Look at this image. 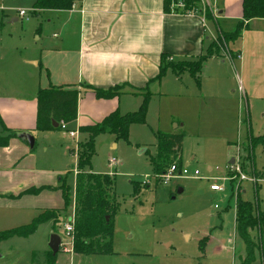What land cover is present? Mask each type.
Here are the masks:
<instances>
[{
	"label": "crops",
	"instance_id": "1",
	"mask_svg": "<svg viewBox=\"0 0 264 264\" xmlns=\"http://www.w3.org/2000/svg\"><path fill=\"white\" fill-rule=\"evenodd\" d=\"M37 1L32 2L33 11ZM2 3L3 0H0V8L3 7ZM207 5L217 15L213 16L214 18H206L205 22L198 16L166 13L164 0H81L69 11H35L37 17L41 19L44 17L46 20H43L45 22L36 30L35 36L39 37L35 43L25 47V55L21 58L24 70L18 75H13L14 84H8L7 80L2 85L0 82V138L7 139L10 132H28L35 139L33 149L17 137L10 138L6 146L0 147V232L30 225L45 212L56 211L63 214L65 209L63 193L58 187L61 180L66 177L64 171L67 165L66 152H63V157L59 160H50L48 166H39V159L33 153L39 137L52 140L58 132L61 133V129L47 133L36 130L38 93L41 89L73 87L79 91L78 118L67 125V131L75 132L76 136L73 138L65 132L71 141L72 147H68L70 154L83 144L82 141L89 140L90 135L82 132L81 128L100 124L116 111L122 115L137 112L148 93L151 94V101L146 125L147 120L150 122L156 101L159 112L157 116L156 114L155 117L152 116L154 123L149 129L156 130L155 136L158 133L168 135L178 131L186 132L183 147L191 135H199L202 126V122L201 126L199 125L201 114L215 115L214 110L210 108L212 104L216 106L215 111L223 113L219 117L227 123L238 122L239 129L245 123L251 124L247 93L242 90L246 98V101H243L245 110L239 108V117L236 119L237 99L233 96L235 91L230 93L229 79L219 74L226 67L228 60L217 57L208 59L200 75V85L190 73L177 75L170 69L161 80L157 79L162 68L163 56L168 57L167 61L172 60L171 62L176 63L198 61L206 54L210 48V41L216 34L219 35L222 31L232 33L242 21L241 0H209ZM2 15L5 16L3 13ZM12 22H18V19H13ZM209 22L212 23L211 28ZM3 32L4 24L0 22V40ZM238 42L244 48L243 59L241 52L232 49ZM0 45L2 48V41ZM227 48L240 56L238 60L242 59L245 69L248 55L254 58L256 48L264 51V19L250 21L241 38L229 44ZM116 88L120 91L118 97L113 99H98L94 91V89L109 91ZM255 99L264 104V92L255 95ZM241 114H244L243 120ZM246 133V144L249 145L248 137L250 134L253 135L250 127ZM3 134L6 136H2ZM228 135L229 133L222 137L221 141L234 148L237 143H230ZM210 142L220 147L219 143ZM42 146L46 147V151L53 147L47 144ZM71 156L74 157L72 154ZM222 156V165L234 164L235 159H231L232 155L228 154L227 150H224ZM75 158L78 164L79 159ZM196 159L195 155L191 157L192 162ZM208 170L212 171V168L209 166ZM85 173L95 174L91 166L85 169ZM103 175L115 177L114 173ZM229 187L231 188L230 185ZM226 188L227 184L224 185L222 192L212 193L224 195L227 193ZM179 189L183 190L182 193L185 192L183 188ZM31 190L38 192L25 194ZM178 190L176 194L171 192L175 199ZM57 191L61 195L60 198ZM246 192L245 187L244 195ZM233 198H236L237 220L238 196L231 199ZM74 211L75 204L68 221ZM49 225L52 230L50 234H55L57 225L53 220L40 225L36 233L41 227ZM235 231L234 241L239 239L241 242L236 222ZM35 234L28 238H11L2 242L0 247L15 238L27 240ZM50 234L47 236L53 235ZM220 242L222 244L224 241ZM229 242L231 244V241ZM62 247L63 240L60 249L63 251ZM219 248L225 249L224 245ZM49 252L50 250L45 252L44 257ZM36 253H30V264H35ZM72 253L74 254L73 246Z\"/></svg>",
	"mask_w": 264,
	"mask_h": 264
},
{
	"label": "rangeland",
	"instance_id": "2",
	"mask_svg": "<svg viewBox=\"0 0 264 264\" xmlns=\"http://www.w3.org/2000/svg\"><path fill=\"white\" fill-rule=\"evenodd\" d=\"M32 2L33 0H3V7L0 8V22L4 24L3 37L0 40L3 45L2 48L0 45L1 85L5 80L8 84H14L13 75H18L24 70L21 58L25 55V47L35 43L39 37L35 36L36 30L45 22L43 20H46L44 17L41 19L35 15L36 12L31 7ZM195 7L204 8L202 5H195ZM21 10L27 12L25 18L19 17ZM207 10L213 13L212 17H216L217 14L212 8L207 7ZM13 19H18V22L13 23ZM208 25L212 27L211 22ZM210 43L209 47L213 48L208 49L205 54L208 59L217 57L228 60L226 67L222 70L223 73L219 72V74L229 79L230 93L235 91L233 96L237 99L236 119L239 117L238 109L245 110L243 101H246L244 94L247 93L251 124L245 123L239 129L238 122L227 123L219 117L223 113L215 111L216 106L212 104L210 108L214 110L215 115L201 114L199 125L201 126L202 122V126L199 135H191L186 140L184 149L182 148L183 168L190 172L199 171L202 179L174 178L169 184H163L161 177L156 176L152 164L153 158L157 155V139L156 130L153 128L154 132L151 131L149 126L153 127L152 116L155 117V114L157 116L159 112L158 103L155 100L150 122L147 120V125L131 126L128 140H118L112 134L98 136L94 142L96 153L91 163L92 171L99 175L115 174V177L111 176L115 180L111 195L117 204L113 252L108 255H74L72 253V244L64 228L72 214L75 203V196H73L70 206L66 213L62 214V220L54 231L62 238L65 245L62 247L63 251L59 252L58 264H241V261L245 259L246 251L243 242L239 239L234 241L236 198H231L240 196L255 206L257 198L253 187L260 186L259 211L264 214V144L260 143L254 148L253 160L249 145L246 144V132L249 127L255 138L264 136V104L255 99V95L264 92V51L256 48L254 58H251L247 49L248 60L245 62L244 69L242 63L244 48L241 47L240 42L235 43V48L232 49L238 53L241 52V61L238 59L234 61L238 55L232 53L227 46L225 47L226 39L220 35L216 34ZM167 62L183 64L184 72L191 70L186 65L188 63ZM195 62L197 64V61ZM178 70L181 71L179 68ZM178 70L176 73L179 72ZM242 90H245V93ZM165 108L171 109V107ZM240 117L243 120L244 114ZM187 122L189 125V119ZM60 131L61 133L58 132L52 140L39 137L33 153L39 159V166H48L47 163L50 160H59L63 157V152H66L67 165L64 171L67 184L72 188L73 194L75 169L78 166L75 152L79 154L82 152V144L76 147L74 154L71 153L74 155L72 157L68 150V147H72L71 141L65 135L67 131ZM227 133H229L230 143H237L236 147L231 148L227 142L225 144L221 141ZM210 141L219 143L220 147ZM42 144L53 147L46 151V147ZM115 145L116 148H114ZM224 150L232 155L231 159L237 156L236 163L240 164L243 173L249 177L247 181L238 183L233 179L235 176L233 173L228 176L227 166H236V163L222 165ZM194 155L197 159L192 162L191 157ZM174 162V165L179 166L178 159H174ZM114 163L115 166H113ZM209 166L212 171L208 170ZM72 167L75 169L73 170ZM227 177L230 178V182L224 180ZM212 184L222 188L227 184V193L224 195L212 193L210 188ZM137 185L141 192H135ZM245 187L246 195H244ZM178 188H183L185 192L173 199L171 192L176 194ZM57 194L60 198L59 192ZM51 232L50 225L43 226L32 238L27 240L15 238L3 243L0 247V264H30L31 252H37L36 258L34 257L35 264H45L46 255L44 257V254L50 250L51 239V236L47 234ZM252 237L264 251V245L259 242L257 230L252 232ZM204 238L208 241L205 254L202 255L199 242ZM217 240L224 242L221 244ZM221 245H224V250L219 248ZM207 249L208 252H206ZM255 254V264H261L260 253L256 251Z\"/></svg>",
	"mask_w": 264,
	"mask_h": 264
},
{
	"label": "trees",
	"instance_id": "3",
	"mask_svg": "<svg viewBox=\"0 0 264 264\" xmlns=\"http://www.w3.org/2000/svg\"><path fill=\"white\" fill-rule=\"evenodd\" d=\"M81 0H38L34 6L35 11H69L74 4ZM243 16L242 21L238 24L236 30L232 33L220 32L219 35L226 39L227 44L237 41L241 38L247 24L254 19H264V0H241ZM178 0H164L165 12L172 14L171 7ZM199 0H183L187 11L197 10L195 5ZM212 14L207 10V18ZM212 47V46H211ZM210 47V48H211ZM209 48V49H210ZM213 48V47H212ZM237 56L235 59H238ZM168 57H162V68L158 80H161L169 69L174 73L178 70L177 75H182L183 64L168 63ZM208 60L205 55L196 62H184L191 68L190 73L198 82L201 69ZM183 63V62H182ZM199 67V68H196ZM187 72V71H186ZM182 73V74H181ZM198 77V78H197ZM98 99H113L118 97L119 88L101 91L94 89ZM151 101V94L145 95L143 103L137 112L126 115L120 114L119 111L112 113L102 123L92 127L81 128V131L88 133L89 140L82 144V152L78 155V174L76 175L75 192L72 194V188L67 184V178L61 180L58 190L63 193L66 213L67 208L75 196V234L73 240V252L76 255H108L113 252L114 242V220L117 214V204L112 198L115 180L109 175L86 174L85 169L91 166L92 159L95 156V139L103 134H112L116 138L128 140L130 128L136 124H146L148 106ZM79 91L73 87H50L41 89L38 93V117L36 130L42 133L51 132L61 129V124H71L78 118ZM248 120V114L247 118ZM58 127L55 128L54 124ZM17 132H10L8 138H0V147L6 146L10 138H16ZM187 133L178 131L174 134L158 133L157 138V155L152 160L156 176L161 177L169 168L174 165V159L179 160V166H182L181 153L183 142ZM249 152L260 144H264V136L255 138L252 134L248 137ZM141 192L139 186L135 192ZM37 193L36 190L25 192ZM256 195V204L252 206L249 202L238 197L237 212V233L245 246L246 257L241 264H255L256 251L260 253L261 264H264V251L254 242L252 232L257 230L259 233V242L264 245V214L259 211L258 192L259 188L254 187ZM62 213L53 211L45 212L36 218L30 225L22 226L16 229L0 232V244L14 237L28 238L36 233L38 227L46 222L54 221L55 225L59 224ZM107 217L109 220H107ZM208 241V240H207ZM206 238L199 242V249L202 255L205 254ZM58 255L53 256L50 251L46 254L45 264H58Z\"/></svg>",
	"mask_w": 264,
	"mask_h": 264
},
{
	"label": "built area",
	"instance_id": "4",
	"mask_svg": "<svg viewBox=\"0 0 264 264\" xmlns=\"http://www.w3.org/2000/svg\"><path fill=\"white\" fill-rule=\"evenodd\" d=\"M208 2L209 0H199L197 5H202L204 6L197 9V10H191L187 11L185 9V4H183V0H178V2L174 3L171 7L172 14H177V15H184V16H198L201 17V19L205 22L207 18V7H208ZM209 8V7H208ZM20 17H26L27 12L24 10L19 11ZM172 61V60H171ZM61 130L67 131V124H61ZM71 137H75L76 134L75 132L67 131ZM79 153H75V156L78 157ZM237 160V156L235 158ZM236 160L234 161V164L236 163ZM76 175L78 174V169H75ZM230 173H233L235 176L233 177L234 180H236L238 183L239 182H244L249 179V177L243 173L240 164L236 163V166L232 167H227V174L228 176L231 175ZM174 178H191L195 180H200L202 179L200 177V172L199 171H194L190 172L189 170L183 168V166H178V165H172L169 170L161 176L163 184H169ZM226 182H230V178H224ZM233 180V181H234ZM214 181V180H212ZM212 192H222L223 188L220 187L219 185H212L211 186ZM65 234L68 239H70L71 244L73 246V240H74V234H75V216L71 217L70 221H68L65 225L64 228ZM65 246V245H64Z\"/></svg>",
	"mask_w": 264,
	"mask_h": 264
},
{
	"label": "water",
	"instance_id": "5",
	"mask_svg": "<svg viewBox=\"0 0 264 264\" xmlns=\"http://www.w3.org/2000/svg\"><path fill=\"white\" fill-rule=\"evenodd\" d=\"M54 127L57 128L58 124L55 123ZM17 138L24 140L26 143H28L30 148H32V149L34 148L35 139L31 133H28V132L18 133ZM182 191H183L182 189H179L178 194H181ZM173 199H175V198H173ZM107 220H109L108 217H107ZM61 246H62V238L57 234H53L51 236L50 244H49L50 251L53 253V256H56L60 252Z\"/></svg>",
	"mask_w": 264,
	"mask_h": 264
}]
</instances>
